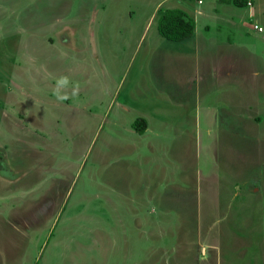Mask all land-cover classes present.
<instances>
[{"label": "rangeland", "instance_id": "374dc122", "mask_svg": "<svg viewBox=\"0 0 264 264\" xmlns=\"http://www.w3.org/2000/svg\"><path fill=\"white\" fill-rule=\"evenodd\" d=\"M151 10L152 0H0V264H264V41L201 45L195 63L190 40L150 21L136 47ZM102 12L126 39L118 46L53 47L54 30ZM210 65L241 73L208 79ZM60 76L78 91L68 83L64 104L42 110L58 130L43 158L36 115Z\"/></svg>", "mask_w": 264, "mask_h": 264}, {"label": "crops", "instance_id": "0c3cea01", "mask_svg": "<svg viewBox=\"0 0 264 264\" xmlns=\"http://www.w3.org/2000/svg\"><path fill=\"white\" fill-rule=\"evenodd\" d=\"M169 8H179L183 10L194 21L193 34L186 39L175 41V42H183V41L190 40L193 43L195 63H197V61L199 60L201 45H206V46L213 45L216 47L215 49L218 52H220L222 51V46L225 47L223 51L234 50V47L236 46H241L240 48L242 49L244 45H239V44H248L245 41L246 38L250 39V41H251V38H255V39L262 38V40L264 41V0H152V10L149 11L150 14H147L146 17L144 18V30L143 32L135 36L136 47H139L141 41L144 40L142 38L144 37L145 31L149 27L148 24L150 23V21H152V24L154 26V29H153L154 32L158 33L157 31L158 17L163 11ZM106 17H108V15L103 12L99 15L98 13L91 14L89 18H86V17L82 18L81 15H79L78 20H75L74 22L77 27L71 25L70 27L66 26L64 28H61L63 27L62 25L61 27H59L60 29H58L57 27L54 26V29L55 28L57 29L54 30V34H52L54 38L52 41L53 47L56 48L58 52H61V46L63 44H67L69 47L72 46V48L76 52L89 51V52L98 53L100 51L103 53V52H106V49H109L110 45L118 46L120 42L122 43L126 39L125 38L123 40L117 39L118 34H112V36H110L111 31L107 32L106 24H104L106 23V21L103 22V20H105ZM38 19L42 20L40 16H38ZM60 19H61V16H57L52 19L50 18L48 22L49 24L47 23L46 25L42 27H45L48 25L53 26L52 22H54L55 20H60ZM82 20H84V22H82ZM94 20L98 22L95 23L93 22ZM99 24L103 27V30H104L102 31L103 33L101 34L100 37L97 36L96 34V31L99 29L98 28ZM253 24H257L258 26H261L262 31L255 30L252 27ZM79 28L80 30L86 29L85 34L79 31ZM155 34L156 33H154L153 35ZM52 35H46V36H52ZM107 37H109L110 40H108ZM241 37L243 39H241ZM78 39L81 41L82 43L81 45L78 44ZM73 49H70V50L73 51ZM115 50H117V48ZM246 50L248 51V49ZM239 52H242V51L239 50ZM253 57L254 55L252 54V51L249 52L247 56V61L245 62V64L247 65V62L250 61ZM93 67L91 64L90 69H92ZM240 73L241 72L238 71V67L237 68L228 67L220 71L218 69H215L211 65L205 71V75L208 76V79L213 78V80L217 78L219 79L220 77H230L232 75L234 76L240 75ZM52 83L53 82H51L50 85H52ZM85 84L86 82L84 83V85ZM69 85H70L69 89L67 88L66 89L67 91H69V94L70 93L72 94L73 89H77V88H75V86H72L71 82L69 83ZM66 89L63 90V92H67ZM86 95L87 94L84 93V95L82 96H86ZM72 96H75V95H72ZM72 96L69 97V99L73 98ZM47 99L51 103L48 104V106L46 105V107H43V108L40 107L38 109L37 115H36L38 120H37V124L35 127V130L37 131V138H38V142H36L35 144L37 145L44 141L48 142V143H44V145L42 143L43 149L41 151H42L43 158L46 155L47 156L52 155L53 149L51 148L54 146L53 140L55 139V135L58 130L56 128L57 124L52 121L53 118L52 120L51 118L47 119V122L45 121V119L42 116V114L44 115V112L42 110H44L45 108H48L51 104L52 105L57 104L58 106H60L61 104H64L62 103L61 100H57L54 94L51 96L49 95ZM116 99L118 100L117 101L119 105L118 108L128 113L131 111V107L127 105V103H125L124 100L119 99L118 96H116ZM103 114L106 117L107 115H109L108 108L104 107ZM117 115H120V114H117ZM140 116H141L140 118H143L144 120H147V121L148 119L150 120V115H148V113L147 114L142 113L140 114ZM57 118H60L58 120L65 119L69 122L68 117H65L64 115H62V117L55 116L54 120L57 121ZM26 128L28 129V127ZM74 128H77V127L74 125ZM143 134H144V131L140 134L137 133V135L139 136H142ZM108 144L109 142H107V147H108ZM39 169L40 168L38 166L37 170ZM40 171L42 170L40 169ZM49 172H51V170ZM36 176L38 177V174H36ZM3 180L5 181V183H7L6 176L0 177V182H2Z\"/></svg>", "mask_w": 264, "mask_h": 264}, {"label": "trees", "instance_id": "16d2710c", "mask_svg": "<svg viewBox=\"0 0 264 264\" xmlns=\"http://www.w3.org/2000/svg\"><path fill=\"white\" fill-rule=\"evenodd\" d=\"M158 33L172 41H180L190 37L194 31V21L183 10L179 8H169L163 11L157 20ZM145 120L137 118L133 123V128L137 133H142L145 129Z\"/></svg>", "mask_w": 264, "mask_h": 264}, {"label": "clouds", "instance_id": "9594fccd", "mask_svg": "<svg viewBox=\"0 0 264 264\" xmlns=\"http://www.w3.org/2000/svg\"><path fill=\"white\" fill-rule=\"evenodd\" d=\"M69 83V79L67 76H60L56 80V84L53 89V94L56 96L57 100H64L68 98V95L66 92H62L63 89H66ZM78 89H73L72 95L77 94Z\"/></svg>", "mask_w": 264, "mask_h": 264}, {"label": "built area", "instance_id": "2783aa9c", "mask_svg": "<svg viewBox=\"0 0 264 264\" xmlns=\"http://www.w3.org/2000/svg\"><path fill=\"white\" fill-rule=\"evenodd\" d=\"M253 28L257 31H262V27L261 26H258L257 24H254L253 25Z\"/></svg>", "mask_w": 264, "mask_h": 264}]
</instances>
